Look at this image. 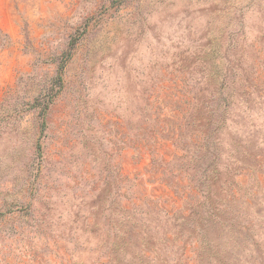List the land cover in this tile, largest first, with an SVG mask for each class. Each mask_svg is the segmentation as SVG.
<instances>
[{
  "label": "rangeland",
  "instance_id": "obj_1",
  "mask_svg": "<svg viewBox=\"0 0 264 264\" xmlns=\"http://www.w3.org/2000/svg\"><path fill=\"white\" fill-rule=\"evenodd\" d=\"M0 264H264V0H0Z\"/></svg>",
  "mask_w": 264,
  "mask_h": 264
}]
</instances>
